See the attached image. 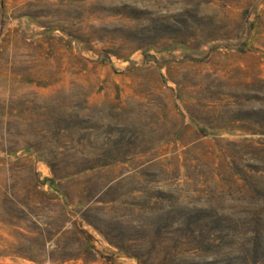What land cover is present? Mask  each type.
<instances>
[{
  "label": "rangeland",
  "instance_id": "374dc122",
  "mask_svg": "<svg viewBox=\"0 0 264 264\" xmlns=\"http://www.w3.org/2000/svg\"><path fill=\"white\" fill-rule=\"evenodd\" d=\"M0 264H264V0H0Z\"/></svg>",
  "mask_w": 264,
  "mask_h": 264
}]
</instances>
